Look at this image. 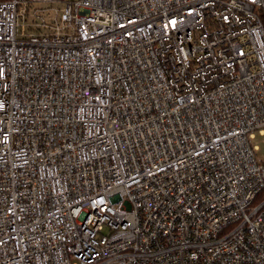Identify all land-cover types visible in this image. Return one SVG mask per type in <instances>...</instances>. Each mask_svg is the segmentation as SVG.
<instances>
[{
    "label": "built area",
    "instance_id": "2783aa9c",
    "mask_svg": "<svg viewBox=\"0 0 264 264\" xmlns=\"http://www.w3.org/2000/svg\"><path fill=\"white\" fill-rule=\"evenodd\" d=\"M59 2H0V264H264V0Z\"/></svg>",
    "mask_w": 264,
    "mask_h": 264
},
{
    "label": "rangeland",
    "instance_id": "374dc122",
    "mask_svg": "<svg viewBox=\"0 0 264 264\" xmlns=\"http://www.w3.org/2000/svg\"><path fill=\"white\" fill-rule=\"evenodd\" d=\"M33 11L31 18L26 21L25 8L22 10V15L20 17L21 30H25L27 34L34 35L36 31L30 29V25H33L34 28H39L41 25L46 24L47 26L51 24H56L60 18L63 3L57 0H33L32 2ZM49 32V29H45V32ZM254 145L259 147L257 151L259 158L264 160V134L256 132V136L253 139Z\"/></svg>",
    "mask_w": 264,
    "mask_h": 264
},
{
    "label": "trees",
    "instance_id": "16d2710c",
    "mask_svg": "<svg viewBox=\"0 0 264 264\" xmlns=\"http://www.w3.org/2000/svg\"><path fill=\"white\" fill-rule=\"evenodd\" d=\"M7 1H12V0H0V2H7ZM20 1V7L23 9L25 8V15L24 17L26 18V21H28L29 18H31L32 16V11H33V0H19ZM59 1H64V0H59ZM23 16V15H22ZM262 20L264 22V11L262 13ZM30 29H34L36 31V33L40 34L44 31V29L42 27H39V28H34L33 25H30L29 27ZM260 199H264V189L263 191L261 192L260 196H259Z\"/></svg>",
    "mask_w": 264,
    "mask_h": 264
}]
</instances>
